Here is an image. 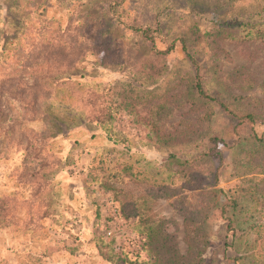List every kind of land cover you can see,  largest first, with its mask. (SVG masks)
<instances>
[{
	"label": "rangeland",
	"instance_id": "1",
	"mask_svg": "<svg viewBox=\"0 0 264 264\" xmlns=\"http://www.w3.org/2000/svg\"><path fill=\"white\" fill-rule=\"evenodd\" d=\"M111 1L0 0V264H153L165 235L186 251L183 220L210 165L194 163L197 182L187 186L193 178L182 179L176 161L207 149L185 148L169 161L163 140L141 124L153 120L148 106L121 104L112 88L134 84L138 68L146 79L153 73L143 70L149 50L138 37L117 34L116 42L101 31ZM114 1L186 37L208 90L245 97L240 107L264 134V0ZM238 17L248 26L219 29ZM164 61L171 75L164 90L192 75L179 46ZM97 110L112 119L92 121ZM178 120L175 113L166 123ZM253 150L235 147L236 163L216 187L238 205L235 235L213 223L208 240L192 244L203 251L194 264H264V153L253 159ZM147 226L158 230L153 238Z\"/></svg>",
	"mask_w": 264,
	"mask_h": 264
},
{
	"label": "trees",
	"instance_id": "2",
	"mask_svg": "<svg viewBox=\"0 0 264 264\" xmlns=\"http://www.w3.org/2000/svg\"><path fill=\"white\" fill-rule=\"evenodd\" d=\"M131 1L139 2L140 0ZM120 7V3L114 0L108 4L104 10L107 12L105 26L101 31L108 32V38L116 42H118L117 34L120 36V34L129 33L133 38L138 37L141 45L137 42L136 45L149 50V61L144 63L143 70L153 73L146 79V73L143 74L138 68L134 70V84L129 82L112 88L120 91L121 104L148 106V113L153 120L146 119L141 121V124L145 125L158 139L163 140V146L170 153L169 161L175 160L185 148L194 151L207 149L205 153L194 159L184 158L176 161L181 167L183 175L181 178L184 180L193 178L192 182H182L187 186L197 182L198 176L195 174L193 176L190 170L194 163L203 159L210 165L207 178L200 181L198 191L194 194L196 198L188 203L191 215L183 220L186 251L181 254L176 245L169 244L172 238L165 235L160 242V248L156 250L158 258L156 256L153 262V264H194L191 261L192 257L199 259L203 251L192 244L198 240L205 243L211 236L213 223L218 220L223 221L225 231L235 235L234 218L238 205L235 199L227 197L221 189L216 187L225 171L234 167L233 163H236V161H231L233 149L242 144L252 145L254 150L250 153L254 159L260 150L264 153V134L258 135L255 131L256 116L254 113L240 107V104L247 100L245 97L231 96L226 91L213 93L208 90L209 81L205 78L206 75L200 63L192 57L186 37H174L169 30L161 26L157 15L144 20L136 14L131 16L129 9L119 11ZM247 26L248 23L238 17L232 19L231 22L225 21L220 24L219 29L240 30ZM94 27L100 28L99 25H94ZM157 40L158 43L164 44V48H157ZM69 46L78 49L77 43H70ZM177 46L181 48L192 75H184L180 79L176 76L177 83L174 81L173 87L164 90V86H167L171 77L164 60ZM121 48V51L126 50L124 45ZM116 49L120 51L119 46H116ZM126 62L125 64L131 68L130 59L127 58ZM160 81L161 84H159ZM0 83L5 84V80ZM179 88L183 90L179 92ZM172 92L174 93L171 94ZM90 105L97 108V104ZM185 110L186 112L183 113ZM196 110L202 112L200 119L193 122L189 119L183 120L184 115L187 116ZM175 113H178L179 120L176 123H166V120ZM93 116L92 121L96 123H104L112 119L109 110L94 111ZM218 120L221 121L220 125H217ZM225 136L233 139L232 146L225 143ZM175 152L177 155L174 154ZM158 228L160 229V226ZM146 230L151 238L158 233L157 229H152L150 226H147ZM131 264L140 263L132 262Z\"/></svg>",
	"mask_w": 264,
	"mask_h": 264
}]
</instances>
